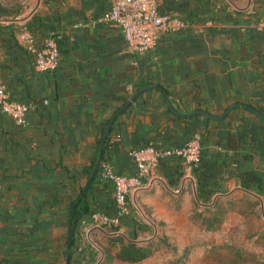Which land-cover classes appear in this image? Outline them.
<instances>
[{
	"label": "crops",
	"instance_id": "crops-1",
	"mask_svg": "<svg viewBox=\"0 0 264 264\" xmlns=\"http://www.w3.org/2000/svg\"><path fill=\"white\" fill-rule=\"evenodd\" d=\"M114 1L0 0V84L13 101L34 106L24 125L0 111V264L61 263L70 203L105 126L131 94L154 84L115 119L102 160L134 175L135 150L174 149L198 135L201 162L158 160L127 197V215L109 227L86 216L70 264H102L107 237L144 244L160 224L203 228L199 215L217 213V230L199 237L236 235L264 261V121L242 107L220 120L183 119L166 103L182 114L221 116L239 103L264 115V0H157L184 26L143 54L116 27L93 23ZM24 31L38 47L56 38L54 72L35 69ZM88 202L95 214L117 216L113 187L99 174Z\"/></svg>",
	"mask_w": 264,
	"mask_h": 264
},
{
	"label": "built area",
	"instance_id": "built-area-1",
	"mask_svg": "<svg viewBox=\"0 0 264 264\" xmlns=\"http://www.w3.org/2000/svg\"><path fill=\"white\" fill-rule=\"evenodd\" d=\"M93 23H105L119 29L128 49L132 53L143 54L153 51L161 37L177 33L184 23L170 14L159 11L157 0H115L110 9L104 12ZM20 40L25 49L34 57V67L38 72L51 73L59 66L60 53L56 38H48L41 47L35 46L26 31L21 33ZM33 104L15 102L7 90L0 84V111L17 125H24L26 115ZM176 157L188 165L197 166L201 159V146L198 135L193 136L183 146L157 150L152 146L135 150L132 158L136 166L134 175L115 173L110 164L102 161L99 177L113 187L114 203L117 216L108 217L93 214L92 219L104 226H111L119 217L128 214L127 197L142 186L143 180L150 174L151 167L161 159Z\"/></svg>",
	"mask_w": 264,
	"mask_h": 264
},
{
	"label": "rangeland",
	"instance_id": "rangeland-1",
	"mask_svg": "<svg viewBox=\"0 0 264 264\" xmlns=\"http://www.w3.org/2000/svg\"><path fill=\"white\" fill-rule=\"evenodd\" d=\"M159 2L161 3V0ZM168 10L171 12L170 9ZM166 227L160 224L157 228V243L153 245L151 256L134 264H264L261 257L258 259L254 257L255 254L250 249L253 248L252 241L249 242H252L251 247L247 246L243 249L244 238L236 235L227 241L221 238L206 240L199 237L200 233L206 232L204 228L193 229L189 226L181 228L178 221L177 228ZM95 243L99 245L98 240H95ZM243 255L244 257H241Z\"/></svg>",
	"mask_w": 264,
	"mask_h": 264
},
{
	"label": "trees",
	"instance_id": "trees-1",
	"mask_svg": "<svg viewBox=\"0 0 264 264\" xmlns=\"http://www.w3.org/2000/svg\"><path fill=\"white\" fill-rule=\"evenodd\" d=\"M161 13L169 14L168 12H164V11ZM146 86H148V85H146ZM106 143H107V141H106ZM106 143H105V147H106ZM105 147L103 150V158H102L103 160H104ZM142 148H144V147H142ZM95 161H96V158L94 159L91 166L87 169V172H86L87 176L89 175ZM200 162H201V159H200ZM99 172H100V169H99ZM99 172L90 181L87 192L82 196V189H83V186L85 184V182H83L81 185L79 194L70 203L69 230H70L72 223L74 221L77 224H76V230H75L74 236L72 237V239L69 243L68 249L64 250V246H65V244H64V246L61 250L62 258H61L60 264H65L66 253H69L70 261H71L72 256H73V246H74V242H75V236H76V233L78 232V230L81 226V222L86 216H91L94 214V210L90 206V203L88 202V198H89L90 193H91L92 183L95 181ZM222 216H223L222 213H217L213 217L206 218L202 214H200L199 218L203 224V228L205 227L204 229L214 232L217 230V227L215 225L220 223ZM205 224H210V226H205ZM109 230L115 231V228L110 227ZM156 241H157V238L155 240L149 241L148 243L137 244L134 242H124L119 237H107L105 240V244H106L105 251L106 252H105V257H104V261L102 264H112L115 259L120 261V262H123V263H130V264L139 263V262H141V261H143V260H145L151 256L152 251H153L152 248H153V245L157 243ZM238 251L241 252L240 250H238ZM242 254H244V253H242ZM244 255L241 257H244Z\"/></svg>",
	"mask_w": 264,
	"mask_h": 264
},
{
	"label": "water",
	"instance_id": "water-1",
	"mask_svg": "<svg viewBox=\"0 0 264 264\" xmlns=\"http://www.w3.org/2000/svg\"><path fill=\"white\" fill-rule=\"evenodd\" d=\"M158 88L157 85H150L148 87H141L139 88L136 92H134L133 94H131L128 99L125 101V103L122 105V107H120L113 115L112 117L109 119L107 125L105 126L104 130H103V133H102V136H101V139H100V143H99V147H98V153H97V158H96V161L94 162V165L87 177V180L85 182V185L82 189V196L87 192L88 190V186H89V183L90 181L96 176L98 170H99V167L101 165V162H102V158H103V150H104V147H105V143L107 141V139L109 138V135H110V131H111V128H112V125L115 121V119L121 115L130 105L131 103H133L138 97L140 94L150 90V89H156ZM166 103L171 111V113L173 115H175L176 117H179V118H190L192 116H203V117H207V118H210V119H214V120H220V119H223L224 117H226L233 109H235L236 107H242L246 110H248L249 112L255 114L257 117H259L260 119H262L264 121V115L261 114L259 111L253 109L252 107H249L247 105H243V104H239V103H236V104H233L231 105L223 115L221 116H215V115H211L210 113L206 112V111H194L192 113H188V114H182V113H179L176 109H174V107L172 106L171 102L168 100L167 96H166ZM76 222L74 221L72 223V226L69 230V233H68V236L66 238V242H65V246H64V250H67L68 249V246H69V243L72 239V237L74 236V233H75V230H76ZM65 264H70V255L69 253H66V256H65Z\"/></svg>",
	"mask_w": 264,
	"mask_h": 264
}]
</instances>
